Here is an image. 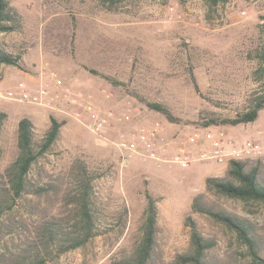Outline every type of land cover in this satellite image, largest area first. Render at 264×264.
<instances>
[{
    "label": "rangeland",
    "instance_id": "obj_1",
    "mask_svg": "<svg viewBox=\"0 0 264 264\" xmlns=\"http://www.w3.org/2000/svg\"><path fill=\"white\" fill-rule=\"evenodd\" d=\"M16 30L0 31V48L21 57L0 64V93L21 83L42 103L0 100V193L17 156L19 122L29 118L41 144L51 118L63 122L56 142L35 163L27 192L2 217L4 264H118L139 246L149 196L156 200V244L149 264H179L191 251L190 217L215 245L209 264H260L238 235L197 210H225L248 221L264 258V202L233 199L206 185L228 180L230 162L197 161L181 168L178 148H193L195 130L224 132L240 144L255 141L264 179V110L252 123L223 124L250 105L262 81L255 47L264 25V0H9ZM167 108L175 122L149 107ZM215 121V122H214ZM160 160L120 144L156 123ZM190 146V147H189ZM195 152H199L195 149ZM90 182L98 235L85 246L48 255L45 227L72 231L75 197ZM60 227V228H61ZM40 256V257H39Z\"/></svg>",
    "mask_w": 264,
    "mask_h": 264
},
{
    "label": "trees",
    "instance_id": "obj_2",
    "mask_svg": "<svg viewBox=\"0 0 264 264\" xmlns=\"http://www.w3.org/2000/svg\"><path fill=\"white\" fill-rule=\"evenodd\" d=\"M211 4L217 5L221 0H210ZM17 12L11 6L9 0H0V31L11 32L16 30ZM259 42L255 47L258 56L259 68L255 71L256 77L262 81L261 87L255 90L253 97L249 100L250 106L244 111L237 113L232 119H225L223 124L239 125L255 122L262 110H264V25L261 24ZM21 57L8 53L0 48V64L18 66ZM149 107L163 113L170 121L175 122L171 112L163 105L149 103ZM5 114H0V126ZM215 122V121H214ZM63 122L51 118V126L41 144L34 140V125L29 118H23L19 122L17 156L7 169L9 177V188L5 195L0 193V264L8 262V257L3 252L2 242V217L12 204L17 202L27 192V177L35 163L56 142ZM249 160H232L228 171L229 179L208 177L206 185L209 191L221 194L233 199L245 202H264V179L261 178L260 165L249 169ZM146 212V220L143 227L141 242L132 257L123 259L118 264H149L156 244V225L158 208L156 200L151 196ZM78 204L76 223L72 231H64L57 224H47L45 227V238L47 253L53 251L61 254L69 250L79 249L89 243L98 235L97 217L91 195L90 182L86 183L79 194L75 197ZM197 210L211 216L214 220L222 223L234 231L238 237L247 245L249 252L260 264H264V258L259 254V239L253 228L243 218L229 214L225 210L202 209L195 203ZM187 224L191 226V251L178 257L179 264H209L206 261V253L214 247L215 242L208 240L199 232L196 223L188 217ZM61 227V228H60ZM53 249V251H52ZM40 257V256H39ZM50 259L41 258L40 263L45 264Z\"/></svg>",
    "mask_w": 264,
    "mask_h": 264
},
{
    "label": "built area",
    "instance_id": "obj_3",
    "mask_svg": "<svg viewBox=\"0 0 264 264\" xmlns=\"http://www.w3.org/2000/svg\"><path fill=\"white\" fill-rule=\"evenodd\" d=\"M45 95V89L32 93L21 83L16 91L0 93V100L19 99L25 102L42 103ZM163 131L164 129L158 122L152 128L141 130L132 135L130 139L122 142L120 147L132 152L143 149L148 157L159 161L157 142ZM187 143L193 148L180 147L172 158L174 163L185 169L190 168L197 161H214L218 164H226L232 160H245L261 152L260 145L255 141L247 140L240 144L224 132H215L210 128L195 130L190 133L187 137ZM195 149H198L199 152H195Z\"/></svg>",
    "mask_w": 264,
    "mask_h": 264
}]
</instances>
